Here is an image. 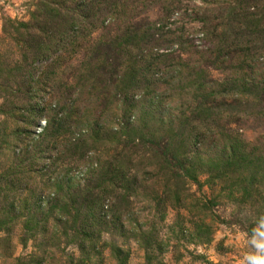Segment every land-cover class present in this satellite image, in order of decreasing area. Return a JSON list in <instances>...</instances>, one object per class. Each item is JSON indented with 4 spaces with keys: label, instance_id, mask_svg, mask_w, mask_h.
I'll return each mask as SVG.
<instances>
[{
    "label": "rangeland",
    "instance_id": "1",
    "mask_svg": "<svg viewBox=\"0 0 264 264\" xmlns=\"http://www.w3.org/2000/svg\"><path fill=\"white\" fill-rule=\"evenodd\" d=\"M264 234V0H0V264H248Z\"/></svg>",
    "mask_w": 264,
    "mask_h": 264
},
{
    "label": "clouds",
    "instance_id": "2",
    "mask_svg": "<svg viewBox=\"0 0 264 264\" xmlns=\"http://www.w3.org/2000/svg\"><path fill=\"white\" fill-rule=\"evenodd\" d=\"M262 237H264V234H262ZM252 243L261 254L247 256L246 260L248 264H264V238H261L260 240L253 239Z\"/></svg>",
    "mask_w": 264,
    "mask_h": 264
}]
</instances>
